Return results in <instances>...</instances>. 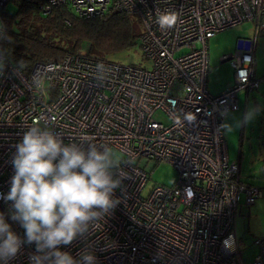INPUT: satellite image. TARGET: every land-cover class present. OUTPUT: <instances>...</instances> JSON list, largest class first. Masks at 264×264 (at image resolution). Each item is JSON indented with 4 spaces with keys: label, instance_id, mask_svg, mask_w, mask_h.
Returning <instances> with one entry per match:
<instances>
[{
    "label": "built area",
    "instance_id": "2783aa9c",
    "mask_svg": "<svg viewBox=\"0 0 264 264\" xmlns=\"http://www.w3.org/2000/svg\"><path fill=\"white\" fill-rule=\"evenodd\" d=\"M9 1L0 0V9ZM63 4L82 18L110 8L137 16L149 66L85 51L35 62L28 70L6 60L0 76V194L10 189L15 145L40 122L65 143L91 139L130 162L124 165L130 178L115 190L121 203L114 213L63 251L76 258L92 251L97 264H264V236L254 240L258 252L246 262L236 234L240 195L250 205L264 193L240 179L238 160L229 159L218 131L225 122L221 112L238 106V93L259 87L254 49L264 29V0H47L41 10ZM245 20L254 24L253 37L238 38L234 52L219 58L233 66L234 83L211 94L208 38ZM3 23L0 12V47ZM35 74L46 80L43 92L32 84ZM159 161L170 163L177 179L145 194L146 167ZM9 207L0 199V211ZM8 222L23 237L19 224ZM34 251V244L25 245L8 264H29Z\"/></svg>",
    "mask_w": 264,
    "mask_h": 264
},
{
    "label": "clouds",
    "instance_id": "9594fccd",
    "mask_svg": "<svg viewBox=\"0 0 264 264\" xmlns=\"http://www.w3.org/2000/svg\"><path fill=\"white\" fill-rule=\"evenodd\" d=\"M6 68V58L0 55V76ZM32 84L43 92L46 80L35 74ZM261 111L260 105H249L241 118L229 121L225 109L221 115L226 119L218 131L228 136L252 124ZM11 164L10 189L0 194L10 203L7 213L0 211V264H8L22 247L33 244L29 264H97L92 251L84 250L76 258L62 248L101 229L114 213L121 203L115 190L130 178L124 168L130 162L91 139L65 143L62 135L36 122L15 145ZM8 219L19 224L23 237Z\"/></svg>",
    "mask_w": 264,
    "mask_h": 264
},
{
    "label": "rangeland",
    "instance_id": "374dc122",
    "mask_svg": "<svg viewBox=\"0 0 264 264\" xmlns=\"http://www.w3.org/2000/svg\"><path fill=\"white\" fill-rule=\"evenodd\" d=\"M18 1H9L6 10L13 13L17 9ZM70 10L76 15L72 9ZM253 25L252 21L245 20L242 24L227 27L208 38L207 64L209 70L207 88L211 94H218L223 91L225 86L229 87L234 83L233 66L229 61L221 62L219 58L223 54L234 52L238 38L253 37ZM135 27L139 32H142V27L137 22H135ZM255 38V77L262 75V79L259 87L250 92L246 103L243 99L245 98L244 90L238 93V106L228 111V120L241 118L249 105L258 104L261 106L262 111L252 124L239 128L228 136L223 135V137L227 144L226 149L229 159L239 161L238 173L240 179L258 187L264 193V29L259 30ZM142 54L140 47L136 46L123 50L121 53L109 55V59L122 64H141L148 67L149 63ZM158 119H160V116H158ZM146 169L148 179L144 187L145 194L155 185L164 184L169 186L177 179L175 168L166 161L150 162ZM240 197L236 217V234L239 242L238 246L242 252L241 257L248 262L258 252L254 240L264 236V194L250 205L244 203L242 195Z\"/></svg>",
    "mask_w": 264,
    "mask_h": 264
},
{
    "label": "trees",
    "instance_id": "16d2710c",
    "mask_svg": "<svg viewBox=\"0 0 264 264\" xmlns=\"http://www.w3.org/2000/svg\"><path fill=\"white\" fill-rule=\"evenodd\" d=\"M47 0H19L13 13L0 9L4 35L0 54L15 66L28 70L35 62L62 59L66 53L85 51L109 58L126 49L140 47V35L135 27L142 24L137 16L110 8L102 15L79 17L66 4L43 12ZM10 38V39H9ZM21 68V67H20Z\"/></svg>",
    "mask_w": 264,
    "mask_h": 264
},
{
    "label": "crops",
    "instance_id": "0c3cea01",
    "mask_svg": "<svg viewBox=\"0 0 264 264\" xmlns=\"http://www.w3.org/2000/svg\"><path fill=\"white\" fill-rule=\"evenodd\" d=\"M257 79L259 80V85H260V80L262 79V75H260L259 77H257ZM259 85H258V86H259ZM226 87H228V86H225V87L223 88V90L226 89ZM244 92H245V98H243V99H244V102L246 103V101L248 100L247 98H248L250 92H252V91H249V92L244 91ZM232 160H234V159H232ZM235 160H237V159H235ZM235 160H234V161H235ZM238 163H239V161H238ZM245 182H246V181H245Z\"/></svg>",
    "mask_w": 264,
    "mask_h": 264
}]
</instances>
